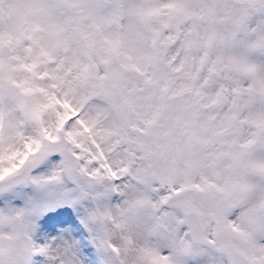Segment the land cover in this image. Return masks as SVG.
I'll return each instance as SVG.
<instances>
[{
    "label": "snow or ice",
    "instance_id": "1",
    "mask_svg": "<svg viewBox=\"0 0 264 264\" xmlns=\"http://www.w3.org/2000/svg\"><path fill=\"white\" fill-rule=\"evenodd\" d=\"M0 264H264V0H0Z\"/></svg>",
    "mask_w": 264,
    "mask_h": 264
}]
</instances>
